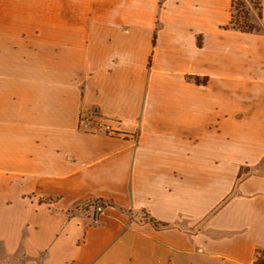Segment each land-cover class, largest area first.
I'll return each mask as SVG.
<instances>
[{"label": "crops", "instance_id": "obj_1", "mask_svg": "<svg viewBox=\"0 0 264 264\" xmlns=\"http://www.w3.org/2000/svg\"><path fill=\"white\" fill-rule=\"evenodd\" d=\"M234 1L0 0V264H253L264 0L253 33Z\"/></svg>", "mask_w": 264, "mask_h": 264}, {"label": "trees", "instance_id": "obj_2", "mask_svg": "<svg viewBox=\"0 0 264 264\" xmlns=\"http://www.w3.org/2000/svg\"><path fill=\"white\" fill-rule=\"evenodd\" d=\"M249 2L252 7L251 5H248L247 0H236L232 2L231 20L230 23L225 26V29H234L242 33H253L259 31V22L262 18V0H249ZM189 79H193L196 84H200V81L203 83L207 81V78L200 80L197 77H189ZM243 174V168H241L237 179H241ZM149 221L157 228L161 225L154 219H149ZM162 226L164 227L165 225ZM253 264H264V250L256 251Z\"/></svg>", "mask_w": 264, "mask_h": 264}, {"label": "built area", "instance_id": "obj_3", "mask_svg": "<svg viewBox=\"0 0 264 264\" xmlns=\"http://www.w3.org/2000/svg\"><path fill=\"white\" fill-rule=\"evenodd\" d=\"M96 118H93V120H88L87 117H83L82 118V123L84 124V129L91 131L93 133H103V134H107V135H114V130L112 128V126L110 125L109 122H102L100 120V117L97 115L95 116ZM90 129V130H89ZM89 206L93 209V211L95 212V214H100L105 206L104 202H99V201H95V202H91L89 204ZM96 218V215L94 217V219Z\"/></svg>", "mask_w": 264, "mask_h": 264}, {"label": "rangeland", "instance_id": "obj_4", "mask_svg": "<svg viewBox=\"0 0 264 264\" xmlns=\"http://www.w3.org/2000/svg\"><path fill=\"white\" fill-rule=\"evenodd\" d=\"M248 1V5L250 6L251 5V3L249 2V0H247ZM251 7H252V5H251ZM90 130V129H89ZM243 168V167H242ZM262 170H264V168L262 169ZM245 171H247V168H243V172H245ZM261 171V170H260Z\"/></svg>", "mask_w": 264, "mask_h": 264}]
</instances>
